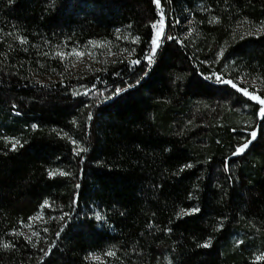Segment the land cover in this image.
Here are the masks:
<instances>
[{"label": "trees", "instance_id": "trees-1", "mask_svg": "<svg viewBox=\"0 0 264 264\" xmlns=\"http://www.w3.org/2000/svg\"><path fill=\"white\" fill-rule=\"evenodd\" d=\"M159 1L0 0V264H264V0Z\"/></svg>", "mask_w": 264, "mask_h": 264}, {"label": "rangeland", "instance_id": "rangeland-1", "mask_svg": "<svg viewBox=\"0 0 264 264\" xmlns=\"http://www.w3.org/2000/svg\"><path fill=\"white\" fill-rule=\"evenodd\" d=\"M162 11V21L166 22V30H165V35L162 39L161 46L163 44V41L166 37V32H167V19H166V13L165 10L162 8L160 1L157 2ZM182 19V18H181ZM180 19V24H181V34H182V39L184 41H193L199 36L198 32V23L196 20V17H194L191 14H187L183 20ZM160 22V23H161ZM159 23V24H160ZM159 24L156 25V34H155V39L157 36L158 32V27ZM237 33L241 36H260L264 34V26H253L248 23H241L237 25ZM154 39V40H155ZM161 48V47H160ZM154 49V44L152 51ZM160 50V49H159ZM105 48L103 46H93L85 51H80L73 53L72 56L66 57V69L67 71L65 72L69 77L71 78H78L80 76H83L84 74H87L89 72H92L95 69H99L102 67L103 61H106V59H110L109 56H105L102 59V56L100 54L105 53ZM159 52V51H158ZM157 52V53H158ZM77 53H80L82 55H76ZM156 53V55H157ZM155 55V56H156ZM101 56V57H100ZM154 56V57H155ZM153 57V61H154ZM148 61V59H147ZM229 75V73L227 72ZM56 77L55 73L48 74L44 77L38 78L39 81L43 84L48 83L55 79ZM217 78V75H216ZM236 82L239 84H243L246 86L247 91L254 96H258V94L254 93H262L264 94V81H259V80H250L249 78L245 77L244 75H240L239 78H236ZM80 92V90H78ZM84 94H88L89 91H84ZM261 99V98H260ZM256 100V99H255ZM264 107V105H262ZM43 225V215L40 214L37 218L33 219L29 224L24 225L22 231L25 235H33V233H37L38 229L42 227ZM92 260H101L100 257H92Z\"/></svg>", "mask_w": 264, "mask_h": 264}, {"label": "snow or ice", "instance_id": "snow-or-ice-1", "mask_svg": "<svg viewBox=\"0 0 264 264\" xmlns=\"http://www.w3.org/2000/svg\"><path fill=\"white\" fill-rule=\"evenodd\" d=\"M157 2H159V0H157ZM169 38H171V37H169ZM153 44L155 45V47H159V44H158V42L156 40L153 41ZM155 47H154L152 53L148 57V62L149 63L153 62V57L156 55ZM76 55H82V54L77 53ZM134 63H139V61H135ZM217 79L220 80L221 78L218 76ZM222 82L223 83H230L229 81H222ZM232 86L236 87L235 84H233ZM120 91H123V90H117V92H120ZM244 95L245 96H250V98L256 99V100L259 101V103L261 105H264V99H260L258 96L251 95L247 90H244ZM260 115H261L262 118H264V107L261 108ZM250 135H251V140H254L256 138V132L255 131H253ZM251 140H249L247 143H245L241 147H239L237 149V151L234 153V155L242 154L249 147V144L251 143ZM15 147H16V145L13 144L12 145V149L15 150ZM80 150L83 151V149H80ZM187 167H191V165H187ZM56 175L63 176V175H67V173H64V172L59 171V170H55V171H50L49 172V177L50 178L55 177ZM198 211H199V209H192L190 212H183L182 211L181 215H185V214L191 215L192 213H195V212H198ZM97 219L99 220L100 217L97 216ZM33 235H36V233H33ZM210 243L211 242L209 241V242H207V243H205V244H203L201 246L204 247V248H207V247L210 246Z\"/></svg>", "mask_w": 264, "mask_h": 264}, {"label": "bare ground", "instance_id": "bare-ground-1", "mask_svg": "<svg viewBox=\"0 0 264 264\" xmlns=\"http://www.w3.org/2000/svg\"><path fill=\"white\" fill-rule=\"evenodd\" d=\"M165 30H166V22L162 21L159 24L157 36H156V39H155L158 42V44H159V47H155V45H154L156 53L159 51V49L161 47V42H162V39H163V37L165 35Z\"/></svg>", "mask_w": 264, "mask_h": 264}]
</instances>
